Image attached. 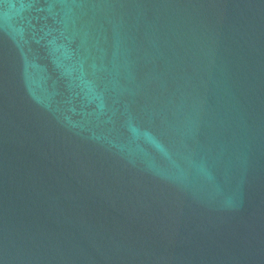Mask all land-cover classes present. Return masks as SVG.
<instances>
[{"label": "water", "instance_id": "1", "mask_svg": "<svg viewBox=\"0 0 264 264\" xmlns=\"http://www.w3.org/2000/svg\"><path fill=\"white\" fill-rule=\"evenodd\" d=\"M0 264H264V0H0Z\"/></svg>", "mask_w": 264, "mask_h": 264}]
</instances>
